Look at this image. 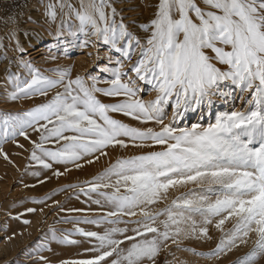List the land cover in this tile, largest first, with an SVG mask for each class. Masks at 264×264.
Returning a JSON list of instances; mask_svg holds the SVG:
<instances>
[{"label": "snow or ice", "instance_id": "1", "mask_svg": "<svg viewBox=\"0 0 264 264\" xmlns=\"http://www.w3.org/2000/svg\"><path fill=\"white\" fill-rule=\"evenodd\" d=\"M124 2L78 0L77 7L71 0H48L44 5L46 23L60 18L58 41L65 34L72 36L73 46L95 48L96 60L102 58L100 46H106L107 64L99 69L108 74L106 79L89 72L73 77L67 68L52 69L54 78L44 75L26 58L20 29L13 27L7 35L15 45L17 67L30 77L7 71V98L44 99L23 112L0 113V139L16 143L17 135L24 137L32 145L29 159L55 177L70 172L69 165L80 169L93 164L110 148L146 149L117 157L83 186L60 189L79 188L73 193L77 199L83 194L106 208L99 218L85 216L78 223L110 227L102 233L76 227L62 237L50 228L57 243L89 244L82 258L59 264H160L169 241L179 245L181 237L211 239L210 227L222 233L221 239L214 249L196 255L219 258L229 246L238 240L246 243L245 238L255 234V249L246 257L251 261L257 251L264 252V0H156L146 5L152 9L146 22L126 19L123 8L115 6ZM72 17L78 24L69 23ZM63 51L67 54L68 48ZM145 85L155 93L153 99L142 98ZM214 97L226 103L239 99L241 105L217 111L214 121L205 124L203 113L213 108ZM197 111L202 113L198 122L180 126L188 113ZM113 114L153 127H135ZM28 129L37 133L36 140ZM0 155L8 159L2 151ZM31 175L39 177L41 172ZM179 189L184 191L154 209ZM229 221L232 226L226 228ZM73 234L85 240L70 239ZM45 250L52 251L38 244L35 252ZM37 259L52 264L46 256Z\"/></svg>", "mask_w": 264, "mask_h": 264}, {"label": "rangeland", "instance_id": "2", "mask_svg": "<svg viewBox=\"0 0 264 264\" xmlns=\"http://www.w3.org/2000/svg\"><path fill=\"white\" fill-rule=\"evenodd\" d=\"M48 0H0V43L3 49H0V113H17L23 112L32 107L35 103L41 102L43 97H35L33 99H18L15 101L7 98L8 91L11 86L6 83L7 71L19 73L22 78L28 77L27 70L18 68L15 63L16 53L13 51L14 42L7 38L9 31L13 27L20 29L18 33L23 46L27 49V57L33 63V66L39 69L44 75L52 76L55 73L52 69H70L74 77L77 73L84 74L89 72L98 75L101 78H109L108 74L101 72V66L107 64L103 58L106 46H100L101 59L96 60V49L88 47L80 49L73 46L74 38L65 34L60 38L61 43L55 37L57 24L60 18L52 24L45 22L44 5ZM156 0H125L123 4H116L117 9L123 8V14L126 19L135 18L138 22H146L151 14L152 9L146 7L149 3H155ZM75 6L79 7L78 0H71ZM36 11V12H35ZM42 16V20H38L36 14ZM13 17L15 23L9 19ZM29 17L31 18L29 20ZM72 25L78 24L75 17L69 20ZM24 30H28V35H24ZM144 35V33H139ZM36 37V38H35ZM83 39V36L80 37ZM35 40V41H34ZM68 48L67 54H64V48ZM6 53V55H5ZM92 53V55H89ZM55 56V59H51ZM9 60L12 61L9 65ZM95 65V66H94ZM105 86V85H100ZM146 90L141 93L143 99H153L155 93L148 86H143ZM56 89L50 92V96L54 94ZM102 100L108 102L109 98L101 97ZM215 103L213 108L205 110L203 113V123L207 124L209 120L215 118L217 111L233 110L239 108L241 101L239 99L225 102L224 98L214 97ZM115 118L122 120L135 127H153L152 124L141 125L137 121L129 117L119 114H113ZM171 115V107L167 108V116ZM202 113L200 111L188 113L184 119L180 121V126H191L192 123L198 122ZM167 122V117L165 119ZM28 134L32 140L37 139V133L28 129ZM16 143L12 139H0V151L8 156L5 160L0 155V264H42L37 259V255L48 257L52 264H59L60 260L82 258L84 248L89 244L82 243L79 245L60 244L52 240L51 229H54L57 237L65 234L73 233L76 227L83 228L88 231L103 232L105 227L110 225L102 224L96 226L93 224L78 223L81 217L99 218L106 210L99 205L91 203L87 198L80 194L79 199L73 193H79V188L67 189L60 191L68 184H81L83 181L91 180L95 175L102 172L110 163L115 162L117 157H126L129 155L140 154L146 149H137L129 147L127 149H108V155L101 157L93 164L84 163L83 168L76 169L69 165L71 171L60 177L52 176L51 171L43 170L29 159L32 145L24 137L17 135ZM23 145L18 147L17 145ZM51 146V145H49ZM83 163V161H81ZM88 165V166H87ZM91 168L92 173L81 171L84 168ZM59 170L63 172V166H59ZM41 172L39 177L31 175L32 172ZM43 180L44 183L39 181ZM83 186V185H82ZM184 189L169 192V199L163 203L154 205V209L165 207L172 198L179 195ZM199 192V189H197ZM93 198H98L93 194ZM215 197L213 196V199ZM43 200V203H35L34 201ZM55 202H59L57 207ZM103 203V202H102ZM27 208H35L34 213H27ZM83 209L81 212H74L71 209ZM43 209V211H41ZM19 213H24L22 219H13ZM164 217H161L163 219ZM30 221L29 224L22 223V220ZM128 219V217H124ZM135 219V218H133ZM199 219V218H197ZM119 227L125 225L120 224ZM232 222L226 223V228H231ZM209 235L211 239H180L179 245H172L169 241V248L162 251L159 261L164 264L167 260L170 264H264V252L257 251L256 258L247 261L249 256L255 249V234H251L246 243L239 240L235 246H229L230 250H225L219 258L213 257L211 260L204 256L196 255V253H206L216 247L219 243L222 233L214 227H210ZM70 239L84 241L85 238L77 234L70 235ZM94 242V241H93ZM38 244H47L52 249L51 252L45 250L37 254L35 249ZM170 252L171 255L167 253ZM90 255V254H89Z\"/></svg>", "mask_w": 264, "mask_h": 264}, {"label": "bare ground", "instance_id": "3", "mask_svg": "<svg viewBox=\"0 0 264 264\" xmlns=\"http://www.w3.org/2000/svg\"><path fill=\"white\" fill-rule=\"evenodd\" d=\"M36 12V11H35ZM36 17H37V19L40 21V20H42L41 18H42V16L41 15H39V13H37L36 14ZM36 38V37H35ZM35 41V40H34ZM90 165V164H89ZM88 166V165H87ZM83 168V167H82ZM81 171H85V172H90V173H92V169L91 168H84V169H82Z\"/></svg>", "mask_w": 264, "mask_h": 264}]
</instances>
